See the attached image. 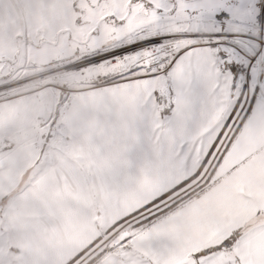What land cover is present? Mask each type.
Masks as SVG:
<instances>
[{"label":"snow or ice","instance_id":"6c2138e0","mask_svg":"<svg viewBox=\"0 0 264 264\" xmlns=\"http://www.w3.org/2000/svg\"><path fill=\"white\" fill-rule=\"evenodd\" d=\"M23 2L0 264H264V0Z\"/></svg>","mask_w":264,"mask_h":264},{"label":"crops","instance_id":"0c3cea01","mask_svg":"<svg viewBox=\"0 0 264 264\" xmlns=\"http://www.w3.org/2000/svg\"><path fill=\"white\" fill-rule=\"evenodd\" d=\"M0 14L13 19L22 17L25 14V4L23 0H2L0 2Z\"/></svg>","mask_w":264,"mask_h":264},{"label":"rangeland","instance_id":"374dc122","mask_svg":"<svg viewBox=\"0 0 264 264\" xmlns=\"http://www.w3.org/2000/svg\"><path fill=\"white\" fill-rule=\"evenodd\" d=\"M17 2L19 1V0H16Z\"/></svg>","mask_w":264,"mask_h":264}]
</instances>
